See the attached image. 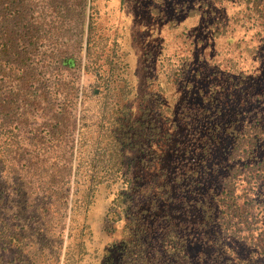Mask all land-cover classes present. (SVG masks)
Wrapping results in <instances>:
<instances>
[{"label":"trees","instance_id":"16d2710c","mask_svg":"<svg viewBox=\"0 0 264 264\" xmlns=\"http://www.w3.org/2000/svg\"><path fill=\"white\" fill-rule=\"evenodd\" d=\"M240 1L117 0L136 36L91 16L75 148L84 3L0 0L4 245L70 191L74 239L108 191L107 264H264V0Z\"/></svg>","mask_w":264,"mask_h":264},{"label":"rangeland","instance_id":"374dc122","mask_svg":"<svg viewBox=\"0 0 264 264\" xmlns=\"http://www.w3.org/2000/svg\"><path fill=\"white\" fill-rule=\"evenodd\" d=\"M244 2V0L240 1L237 7L239 8V13L244 10L246 5ZM82 3L85 6L83 34L80 43L75 48L81 58L78 73L80 90L75 148L79 138L82 90L84 83H88L91 80L90 74L85 73L86 44L91 16L98 30L108 32L110 29L126 27L127 34L135 36L142 21L141 15L134 13L130 7L121 10L117 0H82ZM190 26L193 27L194 25ZM156 34L159 35L158 33ZM232 51V49L226 52L219 51L217 59L229 60ZM243 54L245 55V52ZM73 175L74 170L72 171V177ZM32 192L34 195V193L41 191ZM73 192L70 191L65 215L63 214L64 209L57 206L48 213L45 212L41 215L45 216V220L39 221L42 225L32 223L33 233L36 236H38L37 234L40 236L44 234L45 237L33 238L29 244H25V241L17 240L11 244L4 245L3 240L0 241V264H107L109 262L108 256H111V250L107 251V249L110 248L112 240L118 238L119 231L121 232L120 223H108L105 221L108 191H98L88 204H82L80 207L81 214L78 218L81 224L84 222L85 228L83 234H81L76 227L73 231L74 239L69 237L71 207L74 201ZM2 213V217L7 219L9 216L8 212L2 211ZM25 215L20 213L22 219H24ZM109 227L118 229L114 231Z\"/></svg>","mask_w":264,"mask_h":264}]
</instances>
